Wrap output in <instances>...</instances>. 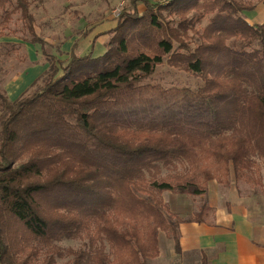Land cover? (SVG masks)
<instances>
[{
	"label": "trees",
	"instance_id": "1",
	"mask_svg": "<svg viewBox=\"0 0 264 264\" xmlns=\"http://www.w3.org/2000/svg\"><path fill=\"white\" fill-rule=\"evenodd\" d=\"M130 3L103 54H74L15 101L0 86V264H35L41 253L38 264H147L161 231L181 249L182 221L169 217L165 192L203 196L231 173L252 183L247 171L264 158V22L247 18L255 6ZM17 12L31 36L23 41L44 47L29 0H0V36L12 35ZM164 63L202 84L142 82ZM179 163L188 171L160 175ZM205 211L188 220L204 221ZM82 236L77 250L57 244Z\"/></svg>",
	"mask_w": 264,
	"mask_h": 264
},
{
	"label": "rangeland",
	"instance_id": "2",
	"mask_svg": "<svg viewBox=\"0 0 264 264\" xmlns=\"http://www.w3.org/2000/svg\"><path fill=\"white\" fill-rule=\"evenodd\" d=\"M245 1H250L255 6L254 10L247 15L248 21L250 23L264 22V0ZM29 2L35 17L37 32L46 41V45L43 47L40 44L23 41L25 38L30 39L31 36L23 26L20 13L13 15V20L6 25L5 29V32H11L12 35L0 36V86L7 96V87L12 84V81L30 71L37 75L22 95L38 90L49 77L62 74L61 67L66 65L74 54L85 55L90 51H93L96 56L103 54L111 38V35L106 32L116 25L118 19L114 10L118 7L119 0H29ZM126 7H131V3H128ZM138 8L142 12L144 5L140 4ZM206 22L204 20L203 24ZM1 28L0 14V30ZM142 82L159 83L164 87L178 86L193 89L202 84V80L195 74L172 68L166 63L159 65L154 73L144 77ZM10 100L13 101L12 98ZM2 112L0 108V114ZM185 167L187 165L182 163L173 168L163 167L160 175L185 173L188 171ZM247 172L251 176L252 183L245 180L238 183L231 173L228 184L219 182L217 179L207 182V191L203 196L165 192L164 200L173 215L168 214V216L172 221H183L206 210L204 217L210 219L216 212L218 201H222L223 204L228 201L230 202L228 205L238 201L251 209H264V158H255V166ZM256 174L262 177V184L254 182ZM197 175L202 179L200 172ZM121 218L124 221L127 215L122 214ZM159 235L158 249L159 254L163 252V258H159L158 255L150 258L147 264H176L178 257L170 254V250H173L175 245L170 231L168 233L161 231ZM87 242L88 238L82 236L64 239L57 244L64 249L77 250ZM27 255L28 252L22 257ZM43 257L44 253L39 254L38 257L33 256L32 262L38 264ZM70 258V256L57 258L56 264H68ZM19 259L20 257H16V260Z\"/></svg>",
	"mask_w": 264,
	"mask_h": 264
},
{
	"label": "crops",
	"instance_id": "3",
	"mask_svg": "<svg viewBox=\"0 0 264 264\" xmlns=\"http://www.w3.org/2000/svg\"><path fill=\"white\" fill-rule=\"evenodd\" d=\"M36 75L30 71L17 77L7 87L8 96L17 100ZM228 203L218 201L210 219L180 223L181 249L176 251L174 245L170 250L171 256L178 257L176 264H264V209H251L238 201Z\"/></svg>",
	"mask_w": 264,
	"mask_h": 264
},
{
	"label": "built area",
	"instance_id": "4",
	"mask_svg": "<svg viewBox=\"0 0 264 264\" xmlns=\"http://www.w3.org/2000/svg\"><path fill=\"white\" fill-rule=\"evenodd\" d=\"M158 1H160V0H158ZM161 1H164V0H161ZM130 2H131V0H119L118 7H116V9L114 10L115 13L119 16L121 10L123 8H125L128 5V3H130Z\"/></svg>",
	"mask_w": 264,
	"mask_h": 264
}]
</instances>
